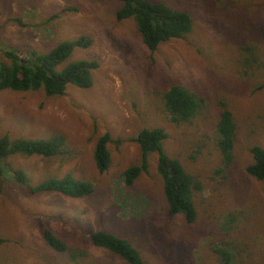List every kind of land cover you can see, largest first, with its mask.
Segmentation results:
<instances>
[{"label":"rangeland","instance_id":"374dc122","mask_svg":"<svg viewBox=\"0 0 264 264\" xmlns=\"http://www.w3.org/2000/svg\"><path fill=\"white\" fill-rule=\"evenodd\" d=\"M150 1L185 10L193 22L183 38L152 53L130 19L116 20V0H0V48L45 53L84 35L90 45L74 49L69 60L97 63L88 89L68 85L54 97L41 90L0 92V136L59 135L64 149L50 158L11 155L0 166L22 170L31 185L69 174L91 186L89 195L69 198L31 194L7 175L0 177V264H127L92 246L87 236L93 231L127 240L143 264H208V255L212 264H221L217 247L229 240L241 244L235 262L264 264V179L245 172L252 161L250 139L264 143V88L254 91L264 83V0ZM172 84L203 99L189 122L173 124L164 111L162 93ZM218 102L234 117L227 168L218 163L214 146ZM141 128L162 129L163 154L197 178L193 223L180 214L167 216L155 153L147 154L146 169L131 186L122 185L121 172L140 162L131 139ZM103 133L111 139L110 162L98 174L92 149ZM197 140L210 147L191 158ZM228 210L237 222L231 231L222 221ZM45 229L67 252L45 245Z\"/></svg>","mask_w":264,"mask_h":264},{"label":"trees","instance_id":"16d2710c","mask_svg":"<svg viewBox=\"0 0 264 264\" xmlns=\"http://www.w3.org/2000/svg\"><path fill=\"white\" fill-rule=\"evenodd\" d=\"M119 8L115 13L116 20L130 19L138 33L144 47L154 52L156 47L172 39H181L188 34L193 26L192 19L185 10L169 8L163 2L150 0H116ZM70 10L69 8H65ZM19 23V21L15 20ZM90 38L78 36L72 40L58 42L45 53L35 50L18 52L11 47L0 48V92L4 90L13 92H25L41 90L46 97L59 96L66 86H74L79 89H88L92 85L91 73L97 68L94 60L76 59L70 61V55L74 49H84L90 45ZM254 57V53L252 54ZM254 58H252V62ZM264 88V84H258L254 91ZM164 111L173 124L189 122L203 107V99L196 97L190 90L181 85H169L162 93ZM218 118L214 125L215 148L219 154L218 163L228 167L231 162V149L235 135L234 117L225 108L223 102H218ZM166 134L160 128H141L131 139L140 152V162L136 166L127 167L121 172V183L124 188L133 184L137 176L146 169V156L148 153L156 155V173L159 176L162 194L165 202L167 216L180 214L186 223H193L195 211L192 197L199 192L201 186L195 178L183 167L181 162L167 158L161 150V142ZM192 148L191 158L200 157L202 150L209 148L210 144L197 140ZM248 152L251 155V163L245 167L248 176L256 181L264 179V143L258 144L251 140ZM111 142L108 133L99 136L92 149V160L98 174L106 171L109 165V153L107 144ZM189 143V142H188ZM185 146L188 144L184 143ZM63 138L59 135L49 139H8L6 135L0 136V161L8 156H36L50 158L62 155ZM9 177V182L22 186L28 193L56 192L69 198H80L91 193L88 182L73 179L69 174L58 179H47L36 185H31L25 173L11 167L4 162L0 166V177ZM222 217L230 231L236 225L233 219L234 211L228 210ZM235 221V222H234ZM42 240L51 250L59 253L67 252L65 244L56 238L49 230L42 231ZM89 243L97 248H102L113 255L118 256L127 264H143L138 251L127 240L115 237L103 231H93L88 234ZM2 240L0 239V243ZM232 242V243H231ZM234 243V244H233ZM232 240L224 242L217 247V253L221 264H242L235 262L238 246ZM244 245V244H243ZM241 246L244 248V246ZM246 250V248H244ZM244 249H241L244 251ZM240 253H242L240 251ZM247 253V250L246 252ZM206 261L212 264V258L207 256Z\"/></svg>","mask_w":264,"mask_h":264},{"label":"clouds","instance_id":"9594fccd","mask_svg":"<svg viewBox=\"0 0 264 264\" xmlns=\"http://www.w3.org/2000/svg\"><path fill=\"white\" fill-rule=\"evenodd\" d=\"M166 6H167V5H166ZM169 8H170V7H169ZM172 9H173V8H172ZM260 84H264V83H260ZM256 86H257V85H256ZM256 86H255V87H256ZM255 87H254V88H255Z\"/></svg>","mask_w":264,"mask_h":264}]
</instances>
